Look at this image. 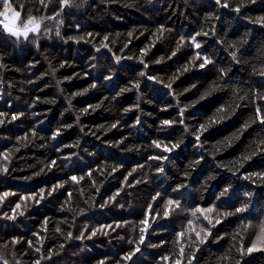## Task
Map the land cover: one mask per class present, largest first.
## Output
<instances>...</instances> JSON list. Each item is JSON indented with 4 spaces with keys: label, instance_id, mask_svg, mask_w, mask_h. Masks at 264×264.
Returning <instances> with one entry per match:
<instances>
[{
    "label": "trees",
    "instance_id": "obj_1",
    "mask_svg": "<svg viewBox=\"0 0 264 264\" xmlns=\"http://www.w3.org/2000/svg\"><path fill=\"white\" fill-rule=\"evenodd\" d=\"M10 3L20 13L18 25L34 17L40 30L30 32L26 39L0 27V111L23 113L17 121L0 125V151L16 149L8 161L10 171L0 174V192L27 195L71 175H82L89 166L102 171L78 185L65 184L40 204L27 201L28 206L22 207L24 214L15 220L5 219L4 213L20 202L18 196L0 206V264L4 260L33 264L36 257L49 255V250L55 255L43 264H120L136 247L129 242L139 239V221L157 192L162 195L154 208L161 218L152 221L151 235L145 234L146 245L123 264H158L164 255L171 261L179 256L180 248L185 252L182 264H187L193 253V264H264V123L256 116L257 108L264 107V0H229L230 8L218 7L215 0H71L67 6H61L60 0H47V6H42L41 0ZM241 5L238 15L234 9ZM161 25L163 34L157 32ZM133 29L134 38H129ZM197 32L208 33L198 37L202 55L213 61L205 69L189 63L196 51L190 44L178 49L181 35L187 40ZM104 36L112 41L111 51H97ZM130 39L129 48L121 52ZM153 40L155 44L144 57L147 70L139 59L117 64L112 58L138 57L139 50ZM184 67L189 70L183 71ZM109 69H114L113 78L105 81ZM141 71L161 83L139 76ZM136 81L138 88L121 93ZM167 83L172 84L175 97L163 87ZM92 84L98 87H90ZM208 91H212L210 97L192 104ZM97 104L100 107L80 112ZM220 105L225 113H217ZM126 108L130 110L125 112ZM180 108L185 109L184 125L178 122ZM221 115L227 119L213 124ZM173 118L177 123L172 126L160 123ZM116 121L118 126L111 128ZM200 124L211 127L202 133L205 156L197 165L193 162L200 160L201 149L195 141ZM58 128L63 129L62 134L52 139ZM154 139L180 143V147L164 153L169 157L166 161H150L149 157L159 152L152 146ZM109 142L119 143L113 147ZM50 160H57V166L41 173ZM118 164L123 165L120 172L107 176ZM158 167L163 171L157 172ZM129 172L132 187H125L107 207H96L121 188ZM209 175L215 179L207 180ZM94 182L101 187L102 198L97 196ZM179 184L185 188L174 192ZM225 189L228 191L222 196ZM249 192L252 195L245 196ZM168 199L180 201V208L163 218ZM245 204L243 213L222 215ZM197 206L213 207L209 214L213 223L216 219L221 222L212 227L200 214L193 217L191 210ZM46 217L49 223L45 225ZM189 219L195 231L210 232L204 244L196 240L195 231L188 230ZM104 224L115 230L105 229L107 235L98 232L91 239L76 238L82 231L90 233ZM181 231L185 235L178 239L176 234ZM69 232L72 238H68ZM201 235L203 238V232ZM14 237L23 239L17 245L8 243ZM29 240L34 244L32 250ZM161 241L163 246L152 247ZM254 244L256 251L247 252ZM35 248H40V253Z\"/></svg>",
    "mask_w": 264,
    "mask_h": 264
},
{
    "label": "snow or ice",
    "instance_id": "obj_2",
    "mask_svg": "<svg viewBox=\"0 0 264 264\" xmlns=\"http://www.w3.org/2000/svg\"><path fill=\"white\" fill-rule=\"evenodd\" d=\"M71 2V0H60V4L61 6H67L69 3ZM248 3H256L258 2V0H247ZM2 4H3V9L4 11L0 12V15L5 17V20L8 21L9 20V13H11V21L14 22L18 17H20V13L16 12L12 9V5L10 3V0H2ZM41 4L42 6H47L45 3V0H41ZM215 4L218 7L221 8H230L231 5L229 3V0H215ZM243 7V5L238 6L237 8L234 9V11L239 15L241 12V8ZM261 20H264V17L261 18ZM28 23H30L32 26L28 27L27 24L25 25L24 29L21 31L20 29H17L13 26H10V23L5 22L3 27L4 30L10 32L13 36H23L24 38H28L29 36V32L32 33H36L40 30V23L38 21L35 20L34 17H30ZM136 30L133 29L132 31L128 32V36L129 38H134V32ZM165 31V27L163 25L159 26V28L157 29V32L160 34H163V32ZM57 35L60 36V32L59 30H57ZM90 37L92 36L91 33L88 34ZM201 35H205L207 36L208 33H200L197 32L194 35H189L186 37L185 35H181L179 37V43H178V49L180 46H183L185 43H188L191 45V47L193 49H195V54L192 57V59L189 61L190 64H193L194 66H198L199 69H205L207 65L213 63L212 60H210V58L208 56H204L202 55V44L199 42L198 37ZM69 39H73L72 37H69ZM103 41L101 44V48H98L97 51H100L101 49H108L109 51H111V49L109 48V43H111L112 41H110L108 36H104L103 37ZM155 40H153L151 42V45L145 48H141L139 50V56L135 57V56H124V55H114L112 58L114 59V61L119 64L121 63V61L124 60H133V59H139L140 63L143 64V67L145 70L148 69V64L144 62V57L147 56L150 47L152 45L155 44ZM131 43V39L129 40L128 43L124 44V47L120 50L121 52L124 51V49L129 48V44ZM176 52H172V56H175ZM163 59V58H162ZM168 59H171V56L168 57ZM233 59H235V54H233ZM202 61V62H201ZM160 62V61H159ZM189 69L187 67L183 68V71H188ZM181 70H177V72L179 73ZM221 72L223 73V71L221 70ZM141 77H147L148 80L150 81H156L157 83H161V81L155 77V76H151V75H147V71H141L140 75ZM112 74L110 73L109 75L104 77L105 81H110L112 80ZM90 87H95V85H91ZM133 87L138 88L139 87V81H136L135 83L130 84L129 86H126L125 88L121 89V93L125 92V91H130ZM164 88L169 89V94L173 95L175 97V93H173L171 91L172 89V84L171 83H167L163 85ZM87 91V89L85 90ZM81 93H76L74 95H79ZM120 95V93L118 94ZM261 99H264V97H261ZM179 105L177 104V107ZM96 107H100L99 104L93 106V105H89L88 108L85 110V112H89L90 110L96 108ZM130 109L126 108L125 112L129 111ZM162 110H167V108L162 109ZM184 112L185 109L184 108H180L179 110V114H178V122L181 125L185 124V119H184ZM23 116L22 112H13L11 115L7 112H3L0 111V125H5L14 121H17L19 119V117ZM256 116L258 118L261 119V123H264V107H259L256 110ZM140 123V120H137V124ZM161 125L162 126H172L175 123H177V119L173 118V119H164L161 120ZM119 123L117 124H113L112 128H116L118 126ZM65 127H72V125H66ZM32 136H37L36 131L34 130H30ZM63 129H56L53 133H52V139H55L56 137L60 136L62 134ZM185 131L187 132V130L185 129ZM193 131H196L195 129H193ZM205 131V125L201 124L199 131H196V135H195V141H196V146L201 149V151L198 152V154L200 155V160H196L193 163L194 164H200L202 159L204 158V153L202 151L203 149V144H202V133H204ZM28 133H25V136H27ZM23 139L22 137H17V140H21ZM78 143V142H77ZM119 143V142H117ZM152 146L159 150V152L156 155H152L149 157L150 161H166L169 159L168 156H165L164 153H172L174 152L175 149L180 147V143H165L164 141L160 140V139H154L152 140ZM65 148H69L72 147V145H65ZM16 149H5L3 151H0V174H4V173H8L10 171L9 167H8V161L10 159V156L12 155L13 151H15ZM61 150L58 148L57 152H60ZM247 159V158H246ZM57 166V160H50V162L46 165V168L41 169V173H45L46 171H51L53 170L55 167ZM123 167V165H116L113 166L109 172L106 173L107 176H111L113 173H119L120 169ZM192 167V165H191ZM82 171V170H81ZM102 171L101 168H96V169H92L89 166V170L87 172H84L82 175H71L70 177H68L67 180L61 182V183H56L54 185H52L50 188H40L38 192L36 191H32L27 195L24 194H20V193H15V192H11V191H3L0 192V206H3L10 197H17L20 202H24L23 204L18 202L15 204L14 207L11 208L10 213L5 212L4 213V218L8 219V220H15L16 217L18 215H23V211H22V207L26 208L27 205V201H32L34 204H40L42 200L45 199L46 196H52L53 193H55L58 189H61L65 186V184L71 183L73 185H78L80 184L81 181H85V180H92L96 174V172H100ZM133 172L135 171V169L132 170ZM157 172H162L163 168L162 167H158L156 168ZM40 173H37V175H39ZM132 173L129 172L127 176L124 177V180L121 181V188L117 189V191L115 193H113L112 196L108 197L103 204H97L96 207L99 208H105L107 207L110 203L115 202L117 200V198L120 196L121 191L125 188V187H132V184L129 183L128 181V176H130ZM185 175L187 176L188 174L185 173ZM245 179H250L251 177L249 176H245ZM26 179H31V177H26ZM101 184L103 182H100ZM139 183V182H137ZM93 187L95 189V192L97 194V196H100L101 198L103 197V192L101 191V187L99 185H97L95 182L93 184ZM181 188H185L184 184H179L178 187L173 190L174 192L181 189ZM228 189H225L224 192L221 193V195L223 196L225 193H227ZM161 193L157 192L153 197H152V201L154 203H158L159 198H161ZM252 193H245V196H251ZM72 194L69 193V199L71 198ZM38 197V198H37ZM154 203H149L147 210L144 213V219L140 220L139 223L142 226L140 228V236L139 239L137 241H130L129 243H135L136 247L134 248V250L132 252H129L128 254H126L120 264H123L124 261L130 260L133 256L134 253H139L141 251V245H146V239H145V234H149L151 235V229H152V221H156L158 219L161 218L160 214L158 212L155 211L154 208ZM180 208V201L174 200V199H168L166 201V206L163 210V218H167L170 216V214L172 212H174L175 210ZM247 208V204H245L243 207H236L234 211H230V212H224L222 213L223 216H231V215H236L238 213H243ZM82 211H86V210H82ZM214 211L213 207H209V208H203L200 206H197L195 209L191 210V215L193 217L197 216V214H200L201 216H203L204 220H207L209 222V224L212 227H215V224H219L221 221L219 219L215 220V223H213L211 217H210V213H212ZM155 213V214H153ZM49 223V218H45L44 220V224H48ZM187 225H188V230L189 231H195V229L192 227L193 226V220L189 219L187 221ZM116 227H120L119 224L116 225ZM85 228H88V225H85ZM105 229H109L114 231L115 228L113 227V225H108V224H104V225H99L97 228L93 229L90 233H87L85 231H82L80 233L79 237H76L77 239H91L92 237H94L98 232H103L105 235L108 234L107 231H104ZM57 231H61L60 228H57ZM203 232V238L201 233ZM177 238H182L184 237L185 233L183 231L178 232L177 234ZM210 235V232L207 229H201V231H195V238L196 240L199 242V244H204V239ZM34 237H38L37 233H33ZM68 238H72L73 237V233L69 232L67 234ZM23 237H14L11 239V241H9L8 243L12 244V245H17L20 244L22 241ZM39 239V238H38ZM164 241H161L159 245H152V247H161L164 245ZM28 244V248L29 250H32L34 248V244L33 241L29 240L27 241ZM7 246V245H5ZM61 248L63 247V245L60 246ZM36 253H40L41 249L40 248H35L34 249ZM253 251H256V246L255 244L249 248H247V252L251 253ZM49 255H44V256H38L34 259L33 264H43V262L45 261H49L51 259V255H55V253H52L51 250H49ZM185 252L183 248H180L179 251V256L175 259H172L170 261L169 256L164 255L162 257H160V260L158 261V264H182V257H184ZM195 258V253L192 254L191 257H189L187 259V264H193V260ZM3 264H8L7 260L3 261ZM99 264H105V261H100Z\"/></svg>",
    "mask_w": 264,
    "mask_h": 264
},
{
    "label": "clouds",
    "instance_id": "obj_3",
    "mask_svg": "<svg viewBox=\"0 0 264 264\" xmlns=\"http://www.w3.org/2000/svg\"><path fill=\"white\" fill-rule=\"evenodd\" d=\"M101 2H102V3H104V2H115V0H101ZM45 3H47V0H45ZM56 36H58V35H57V31H56ZM58 37H59V36H58ZM156 63H159V60H157ZM61 66H63V65H61ZM113 71H114V69H109V72H110V73L113 72ZM222 71H223V70H222ZM140 73H141V72H140ZM140 73H138V75H140ZM65 79H71V77H65ZM92 85H95V87H92V88H96V87H98V84H92ZM90 86H91V85H90ZM196 87H197L196 84H193V85L191 86L192 89H195ZM189 90H191V89H185V91H189ZM214 90H218V89H214ZM214 90H213V91H214ZM118 94H119V93H117V95H118ZM181 94H182V93H181ZM178 95H179V94H178ZM211 95H212V91L205 92L203 95H201V96L199 97V99H198L197 101H193L192 104L195 105V104L199 103L200 101H203L206 97H210ZM242 98H243V97H241V99H242ZM113 99H114V97H113ZM86 109H87V108H85V109H81L80 112H82V113H86V112H85ZM124 111H125V109H124ZM216 111H217V113H225V108H224L223 105H220V106L216 109ZM225 119H227V115H221L219 119H216V120L212 121V123L218 125V124H220V123H221L223 120H225ZM117 123H119V121H116V123H113V124H117ZM113 124H112V125H113ZM112 125L110 126L111 128H112ZM200 125H201V124H200ZM200 125H199V128H200ZM203 125H205V124H203ZM100 127H104L106 131L109 130V128L105 127L104 125H100ZM210 127H211V125H205V131H204V132H208L209 129H210ZM185 129H186L187 131H189V129H188L187 126H185ZM192 131H193V129H192ZM182 142H183V141L181 140V143H182ZM109 143H112V146L115 147L117 142H109ZM262 150H264V149H262ZM189 167H191V164L189 165ZM206 179H207V180H212V179H215V177L212 176V175H209ZM177 187H178V185L176 186V188H177ZM176 188H174L173 190H175ZM121 207H122V205H121ZM236 264H239V261H236Z\"/></svg>",
    "mask_w": 264,
    "mask_h": 264
},
{
    "label": "rangeland",
    "instance_id": "obj_4",
    "mask_svg": "<svg viewBox=\"0 0 264 264\" xmlns=\"http://www.w3.org/2000/svg\"><path fill=\"white\" fill-rule=\"evenodd\" d=\"M17 19H18V18H17ZM17 19H16L14 22H12V21H11V13H9V20H8V21L5 20V17H4V16L0 15V27H2V28L4 29L3 25H4L5 22L10 23V26H13V27H15V28H17V29H20L21 31L24 29V27H25L26 24H27L28 27H31V26H32L30 23H25V24H23V25H18V24H17ZM5 31H6V30H5ZM6 32L9 33V34H11V33L8 32V31H6ZM29 33H30V32H29Z\"/></svg>",
    "mask_w": 264,
    "mask_h": 264
}]
</instances>
